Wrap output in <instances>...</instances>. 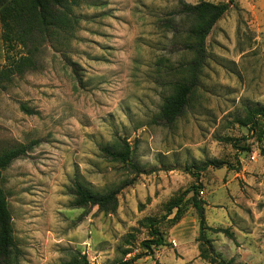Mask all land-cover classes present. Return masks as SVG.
<instances>
[{"label":"rangeland","instance_id":"374dc122","mask_svg":"<svg viewBox=\"0 0 264 264\" xmlns=\"http://www.w3.org/2000/svg\"><path fill=\"white\" fill-rule=\"evenodd\" d=\"M182 1L201 0H82L74 35L41 45L37 68L0 86V152L31 144L2 171L20 249L14 264H61L74 251L91 264L130 258L143 252L150 219L193 184L207 225L235 237L207 230L215 251L264 264V137L235 121L247 104H264V0H207L230 8L207 36L189 105L166 124L161 105L198 59L185 46ZM6 54L0 19V63ZM125 142L133 164L104 151ZM211 159L240 165L203 167ZM76 182L118 189L117 209L75 206ZM193 194L180 220L159 223L166 244L137 264H209Z\"/></svg>","mask_w":264,"mask_h":264},{"label":"trees","instance_id":"16d2710c","mask_svg":"<svg viewBox=\"0 0 264 264\" xmlns=\"http://www.w3.org/2000/svg\"><path fill=\"white\" fill-rule=\"evenodd\" d=\"M82 0H0V19L3 26V41L6 47L5 63H0V86L5 87L11 83L16 75H22L28 70L37 68V54L40 46L51 42L55 47L62 39L68 40L74 35L78 26L79 16L75 13V7ZM230 8L229 3L201 0L196 3L181 2L180 10L186 14L191 23L185 35V46L197 55L188 78L176 80L173 93L166 96L161 105L160 118L166 124H173L189 105L190 97L196 85V71L202 63L205 54L206 39L214 25ZM21 48L18 54L13 52L16 47ZM28 113L32 111L24 106ZM236 122L255 133L257 140L264 137V104H247L242 114L235 118ZM236 143V142H235ZM31 144H19L18 146L0 152V264H14L20 255L12 226V217L8 207L5 190L2 186V171L6 169L14 159L24 154ZM237 145V144H236ZM243 150L247 148L241 147ZM107 155L115 160L133 164L130 158V147L127 142L121 150L104 148ZM227 166L237 169L240 165L239 159L236 164L224 159H211L205 162L203 167ZM202 168V167H200ZM190 169V168H189ZM194 191L191 201L199 216V250L200 256L209 264H238L233 259H223L214 249L206 231L223 232L235 239L229 228L210 227L206 223L205 208L203 202L198 198V189L201 185L193 184ZM185 190L170 198L165 204L166 213L161 218H152L149 222V238L140 243L143 252L135 254L130 258H123L113 264H137V260L143 255H150L153 249L166 244V236L159 227V223L169 216L170 221L175 223L183 215V203L188 192ZM75 195V206L87 204L96 205L105 212H114L118 207V189L106 192H95L89 187L75 183L73 187ZM132 252L130 249L123 250V255ZM61 264H91L88 257L81 252L74 251L70 258Z\"/></svg>","mask_w":264,"mask_h":264}]
</instances>
